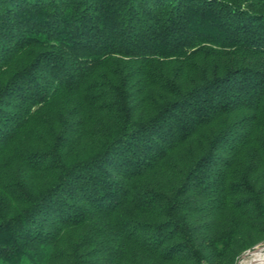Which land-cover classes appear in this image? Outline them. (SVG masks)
<instances>
[{"label": "trees", "instance_id": "obj_1", "mask_svg": "<svg viewBox=\"0 0 264 264\" xmlns=\"http://www.w3.org/2000/svg\"><path fill=\"white\" fill-rule=\"evenodd\" d=\"M262 243L264 0H0V264Z\"/></svg>", "mask_w": 264, "mask_h": 264}, {"label": "bare ground", "instance_id": "obj_2", "mask_svg": "<svg viewBox=\"0 0 264 264\" xmlns=\"http://www.w3.org/2000/svg\"><path fill=\"white\" fill-rule=\"evenodd\" d=\"M260 251V252H259ZM261 252H264V249H259L255 253L251 254V257L247 260H243L240 262H245L244 264H264V254H261Z\"/></svg>", "mask_w": 264, "mask_h": 264}, {"label": "water", "instance_id": "obj_3", "mask_svg": "<svg viewBox=\"0 0 264 264\" xmlns=\"http://www.w3.org/2000/svg\"><path fill=\"white\" fill-rule=\"evenodd\" d=\"M263 246L264 245H261V246H255L252 250H249L247 251L246 253L243 254V257L246 256V255H249V254H253L255 253L256 251H258L259 249H263Z\"/></svg>", "mask_w": 264, "mask_h": 264}, {"label": "rangeland", "instance_id": "obj_4", "mask_svg": "<svg viewBox=\"0 0 264 264\" xmlns=\"http://www.w3.org/2000/svg\"><path fill=\"white\" fill-rule=\"evenodd\" d=\"M259 252H260V251H259ZM261 254H264V252H261ZM250 257H251V254L242 257L241 259L238 260L237 264H240L241 261H243V260H247V259H249ZM244 263H245V262H242L241 264H244ZM252 264H253V262H252Z\"/></svg>", "mask_w": 264, "mask_h": 264}, {"label": "built area", "instance_id": "obj_5", "mask_svg": "<svg viewBox=\"0 0 264 264\" xmlns=\"http://www.w3.org/2000/svg\"><path fill=\"white\" fill-rule=\"evenodd\" d=\"M261 245H264V243H262V244H258V245H256V246H261ZM263 249H264V246H263Z\"/></svg>", "mask_w": 264, "mask_h": 264}]
</instances>
